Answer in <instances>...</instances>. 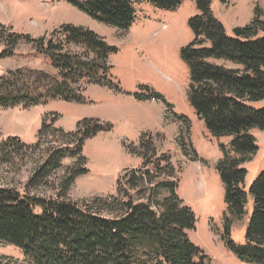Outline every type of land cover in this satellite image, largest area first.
Returning a JSON list of instances; mask_svg holds the SVG:
<instances>
[{"label": "trees", "instance_id": "trees-1", "mask_svg": "<svg viewBox=\"0 0 264 264\" xmlns=\"http://www.w3.org/2000/svg\"><path fill=\"white\" fill-rule=\"evenodd\" d=\"M66 1L98 22L128 30L137 18L136 3L175 12L185 0ZM194 1L199 14L189 20L193 41L181 51L191 71L189 99L213 135L232 138L237 155L220 165L227 203L243 215L248 196L254 200L245 245H236L227 236L226 245L242 262L264 264V172L247 193V170L242 167L259 149L251 131H264V106H259L264 102V37L258 35L264 23L256 17L250 26L235 29L231 37L214 15L211 0ZM8 30H0V59L14 55L22 44L31 45L50 71L24 67L1 75L0 107L27 109L52 100L87 104L88 86L121 91L113 81L110 64L119 50L94 31L70 24L42 37ZM148 98L161 100L157 93ZM108 131L112 126L96 119H85L75 132L68 133L44 122L40 138L49 134L66 139L67 144L46 152L29 180V189L46 184L67 158L79 157L80 167L67 169L56 199L0 187V242L19 248L32 264H211L210 257L189 238L197 218L179 197V183L164 182L150 189L148 203L131 194L137 190L142 197L152 180L147 172L124 176L118 188L121 199H111V204L100 198L91 202L67 198L76 178L88 173L85 142ZM148 145L147 140L143 166H147ZM41 147L39 142L26 145L18 137H9L0 142V159L8 162L12 154L27 155ZM162 161L163 157L153 163L157 170H165ZM159 189L168 193L163 200L158 199ZM103 212L116 214V218L105 217Z\"/></svg>", "mask_w": 264, "mask_h": 264}, {"label": "rangeland", "instance_id": "rangeland-1", "mask_svg": "<svg viewBox=\"0 0 264 264\" xmlns=\"http://www.w3.org/2000/svg\"><path fill=\"white\" fill-rule=\"evenodd\" d=\"M211 1L212 11L228 36L234 37L235 29L250 26L256 17L264 23V0ZM135 8V23L130 29L122 30L92 19L66 0H0L2 31L9 33L11 29L17 34L42 37L70 24L92 30L117 47L119 51L110 58V64L113 81L121 89L88 86L85 95L91 103L87 104L52 100L27 109L0 107V142L18 137L26 145L42 144L38 152L12 154L8 162L0 159V187L28 191L31 197L56 199L68 176L67 169L80 167L79 157L65 159L63 168L46 184L29 189V180L46 152L67 144L66 139L49 134L40 138L42 125L53 124L55 129L68 133L75 132L78 123L85 119L100 120L110 124L112 131L102 132L85 142L84 168L88 173L76 178L67 198L78 202L100 198L111 204V199H121L118 188L124 183V176L147 172L152 180L146 184L142 197L137 190L131 194L140 202L148 203L150 189L164 182L179 183V197L197 218L196 229L189 232L191 242L210 257L211 264H248L230 251L225 241L227 236L236 245H245L254 211L251 195L243 215L233 211L226 200L220 165L228 157L237 155L232 138L213 135L189 99L191 71L181 51L193 41L189 20L199 14L196 2L185 0L175 12L147 3H136ZM258 35L264 37V26H260ZM24 67L50 71L31 45L22 44L14 49V55L0 59V76ZM155 93L161 100L148 98ZM259 106H264V102ZM251 134L259 149L250 162L242 164L247 170L244 183L247 193L264 172V131L253 129ZM147 140V166H143L141 156ZM161 157L163 171L153 165ZM157 192L159 200L168 196L161 189ZM102 215L116 218L110 212ZM0 262L32 264L19 248L1 242Z\"/></svg>", "mask_w": 264, "mask_h": 264}]
</instances>
